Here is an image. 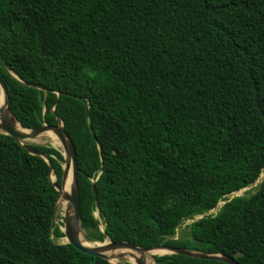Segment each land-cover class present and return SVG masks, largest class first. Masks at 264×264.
Masks as SVG:
<instances>
[{
	"label": "trees",
	"instance_id": "obj_1",
	"mask_svg": "<svg viewBox=\"0 0 264 264\" xmlns=\"http://www.w3.org/2000/svg\"><path fill=\"white\" fill-rule=\"evenodd\" d=\"M0 59L18 122L65 124L88 241L264 264V179L230 198L264 173V0H0ZM50 175L0 134V264H111L58 242Z\"/></svg>",
	"mask_w": 264,
	"mask_h": 264
},
{
	"label": "water",
	"instance_id": "obj_2",
	"mask_svg": "<svg viewBox=\"0 0 264 264\" xmlns=\"http://www.w3.org/2000/svg\"><path fill=\"white\" fill-rule=\"evenodd\" d=\"M0 63H1V59H0ZM14 77L16 76L14 75ZM27 86L41 89V87L34 85L28 84ZM0 95L2 97L0 100V134H4L12 137L13 139H15V141L18 144L23 146L30 154L43 158L50 166V170H51L50 179L52 183H54L55 189L59 193L58 202L55 208L56 222L58 221L59 204L65 202L67 204L63 219L64 220L63 226L60 227L61 231L64 233L65 237L68 240L64 244H70L80 252H83L93 257L104 259L111 264H151L148 263L149 256L151 257V261L153 262V264H156L154 256L157 255H150V253L153 250H162L165 252V254L158 256L184 255L198 259L215 260L225 264H240L235 258L228 257L225 255L200 253L180 247H173L166 245H159L151 248H141L129 242H124V241L113 242L110 238H107L106 239L107 241L105 240L104 242H98L101 243L98 246H91L86 244V241H84V239L87 240V238L85 236V231L81 225V200H80V191H79V183H78L79 166H78L77 152L71 137L69 136V134L65 129V124L63 120L60 117H57L58 120L57 125L53 126L45 123L41 127L35 129H26L18 122L17 118L15 117V115L11 110L10 94L6 84L2 81L1 78H0ZM58 96H60V94H58ZM53 111L54 114L57 115L55 109ZM18 124L20 125L23 131L18 128ZM49 132L54 133L58 137L63 147L62 149L64 151L62 155L64 157L65 162L63 166V176H62L61 185L57 184V176L54 173L53 165L50 158L42 152H38L28 148L29 145L35 144L33 142L37 140L40 139L45 140L46 135ZM53 174L56 176L55 180L52 177ZM69 175H70V180L67 185L66 179ZM93 191H94L95 201L99 207L98 191L96 189L95 184L93 185ZM218 210H219L218 207H216L207 215L197 217L194 221L199 220L204 216L214 214L218 212ZM127 259L129 261H127Z\"/></svg>",
	"mask_w": 264,
	"mask_h": 264
},
{
	"label": "rangeland",
	"instance_id": "obj_3",
	"mask_svg": "<svg viewBox=\"0 0 264 264\" xmlns=\"http://www.w3.org/2000/svg\"><path fill=\"white\" fill-rule=\"evenodd\" d=\"M33 143H35L36 145H45V146H51V147H53L51 144H49V143H47V142H33ZM53 148H55V149H57V150H59L60 152H64L63 151V149H59V148H56V147H53ZM54 175V174H53ZM55 176V175H54ZM264 179V173L261 175V177H260V179L257 181V183L254 185V186H251V187H248V188H245V189H243V190H241V191H239V192H237V193H234L230 198H232V197H235V196H243V195H248L249 193H252V192H254V188L260 183V182H262V180ZM225 202H221V203H219L218 204V209H220L222 206H223V204H224ZM219 211V210H218ZM216 212V211H215ZM217 213V212H216ZM216 213H214V214H216ZM64 214H65V212H63L61 209L58 211V217H60V218H62L61 220H60V222L61 223H63V219H64ZM96 216H98L97 214H96ZM192 221H187L181 228H179L178 229V236H180L181 235V232L186 228V226L187 225H189L190 223H191ZM62 227V226H61ZM100 230L101 231H103L104 230V225L103 224H100ZM62 230H63V228H62ZM87 234H86V232H85V236H86ZM63 239L64 238H62V239H59L58 240V242L60 243V244H64V243H66V242H64L63 241ZM107 241V240H106ZM94 242V241H93ZM95 242H98V241H95ZM159 252V254L160 255H162L163 253L160 251V250H157L156 251V253H158ZM158 256V255H157ZM148 259L149 260H151V257L149 256L148 257ZM127 261H129L128 259H127Z\"/></svg>",
	"mask_w": 264,
	"mask_h": 264
},
{
	"label": "bare ground",
	"instance_id": "obj_4",
	"mask_svg": "<svg viewBox=\"0 0 264 264\" xmlns=\"http://www.w3.org/2000/svg\"><path fill=\"white\" fill-rule=\"evenodd\" d=\"M1 98H2V97H1V95H0V100H1ZM18 128H19L20 130H22L19 124H18ZM22 131H23V130H22ZM44 141L47 142V143H49V144H51L53 147H56V148H59V149H62V148H63L62 145H61L60 140L58 139V137H57L54 133H52V132H49V133L46 135V139H45V140H44V139H40V140H37L36 142H44ZM69 180H70V175H69V176L67 177V179H66L67 185H68ZM66 205H67L66 202H65V203H60V204H59V210L61 209L63 212H65ZM63 241H64V242H67L68 240H67L66 237H64ZM84 241H86V244L91 245V246H98V245L101 244V243H98V242L88 241V240H86V239H84ZM156 251H157V250H153V251L150 253V255H160L159 252L156 253ZM160 251H161V250H160ZM148 263L153 264V262H152L151 260H149V259H148Z\"/></svg>",
	"mask_w": 264,
	"mask_h": 264
}]
</instances>
